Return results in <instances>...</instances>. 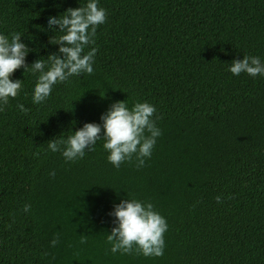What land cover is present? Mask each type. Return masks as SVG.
Returning a JSON list of instances; mask_svg holds the SVG:
<instances>
[{
  "label": "trees",
  "instance_id": "16d2710c",
  "mask_svg": "<svg viewBox=\"0 0 264 264\" xmlns=\"http://www.w3.org/2000/svg\"><path fill=\"white\" fill-rule=\"evenodd\" d=\"M84 3L0 0V33L22 34L30 65L58 54L45 17ZM98 5L91 74L55 84L39 105L35 74H12L22 87L0 108V264H264V77L227 71L244 55L264 61V0ZM118 100L156 108L162 135L142 167H114L102 141L73 161L48 150ZM131 197L166 218L163 255L110 251L109 213Z\"/></svg>",
  "mask_w": 264,
  "mask_h": 264
},
{
  "label": "clouds",
  "instance_id": "9594fccd",
  "mask_svg": "<svg viewBox=\"0 0 264 264\" xmlns=\"http://www.w3.org/2000/svg\"><path fill=\"white\" fill-rule=\"evenodd\" d=\"M105 20L106 10L98 5V0H85L83 5L45 17L47 25L55 26L49 44L58 46V54L36 58L30 65L26 64L29 49L22 34L18 31L8 35L0 33V108L9 98L16 97L22 87L21 79L11 78L17 69L35 74L30 96L32 103L37 105L47 100L55 84L81 73L91 74L97 49L90 47L85 51V48L95 43L96 28ZM227 71L233 76L245 73L251 77H264V61L259 56L244 55L242 59L228 63ZM17 108L26 111L23 104H17ZM155 112V106L147 101H137L131 106L127 100L113 101L100 114L99 122H85L75 131L70 129L67 136L48 140L47 148L54 153L60 152L66 161H73L84 157L86 150H94L97 141H102L106 159L114 167L133 158L136 166L142 167L146 158L151 157L157 138L162 135L154 118ZM215 199L219 203L221 197L218 195ZM29 208L26 203L22 210L28 212ZM109 215L114 217V226L107 234L112 253L136 252L145 257L163 255L168 224L150 201L135 197L120 199ZM57 242L54 238L50 244L55 246Z\"/></svg>",
  "mask_w": 264,
  "mask_h": 264
}]
</instances>
